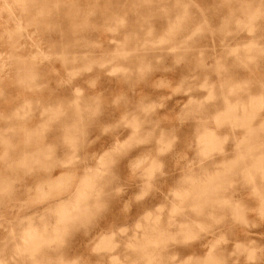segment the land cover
<instances>
[{"label": "rangeland", "instance_id": "obj_1", "mask_svg": "<svg viewBox=\"0 0 264 264\" xmlns=\"http://www.w3.org/2000/svg\"><path fill=\"white\" fill-rule=\"evenodd\" d=\"M0 264H264V0H0Z\"/></svg>", "mask_w": 264, "mask_h": 264}, {"label": "bare ground", "instance_id": "obj_2", "mask_svg": "<svg viewBox=\"0 0 264 264\" xmlns=\"http://www.w3.org/2000/svg\"><path fill=\"white\" fill-rule=\"evenodd\" d=\"M29 236H30V234H29ZM31 236H32V234H31Z\"/></svg>", "mask_w": 264, "mask_h": 264}]
</instances>
